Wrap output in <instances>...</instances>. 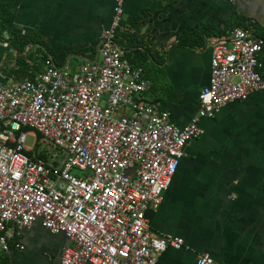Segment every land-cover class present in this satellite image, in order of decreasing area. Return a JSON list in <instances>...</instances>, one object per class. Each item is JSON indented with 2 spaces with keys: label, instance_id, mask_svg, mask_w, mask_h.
<instances>
[{
  "label": "built area",
  "instance_id": "1",
  "mask_svg": "<svg viewBox=\"0 0 264 264\" xmlns=\"http://www.w3.org/2000/svg\"><path fill=\"white\" fill-rule=\"evenodd\" d=\"M115 0L93 59L75 68L50 55L33 77L0 83V252L34 221L67 240L58 264H155L183 238L153 234L154 211L200 122L264 90V41L233 26L209 43V75L181 127L146 98L148 81L117 44ZM34 134L27 147L26 132ZM22 249L21 244H14ZM194 264H221L197 252Z\"/></svg>",
  "mask_w": 264,
  "mask_h": 264
},
{
  "label": "crops",
  "instance_id": "2",
  "mask_svg": "<svg viewBox=\"0 0 264 264\" xmlns=\"http://www.w3.org/2000/svg\"><path fill=\"white\" fill-rule=\"evenodd\" d=\"M114 5L115 0H19L14 14L4 22L0 38H5L0 41V83L29 77V71L17 70L13 60L16 48L8 43L17 35L31 36L37 31L48 47L68 46L63 65L69 67L71 57L77 60L70 69L93 59ZM230 14L242 21L239 26L264 35V0L122 1L117 44L125 50L139 41L165 54L161 78L170 85L171 95L160 90L157 96L165 101L163 109L169 120L179 127L196 109V94L209 75L208 42L217 36H206L197 49L174 43L184 25L199 31L205 24L218 27ZM37 47L24 45L20 53L24 57L31 54L25 61L28 65L36 63L38 73L45 57ZM259 56L264 62V44ZM146 98L151 101L148 94ZM200 125L203 134L185 144L170 181L172 186L169 183L163 191L158 207L146 213L153 234L177 235L184 241L180 249L162 251L155 264H194L197 252L221 264H264V90L221 106ZM35 224L46 235L63 237L56 252L43 247L33 251L29 233ZM56 234L34 221L8 239L9 249L0 252V264H31L33 254L37 260L40 254L45 259L36 264H58L60 249L67 240ZM16 243L22 249H17Z\"/></svg>",
  "mask_w": 264,
  "mask_h": 264
},
{
  "label": "trees",
  "instance_id": "3",
  "mask_svg": "<svg viewBox=\"0 0 264 264\" xmlns=\"http://www.w3.org/2000/svg\"><path fill=\"white\" fill-rule=\"evenodd\" d=\"M19 0H7L5 2L0 1V38L5 29L4 22L7 21L15 12L16 6ZM242 21H237L235 14L223 21L221 26L216 27L214 24H205L202 29L195 30L189 25L182 27L181 37L174 43L175 45L186 47L188 49H197L204 44V38L208 35L220 36L229 30L233 26H239ZM118 32L116 31V35ZM258 35V34H257ZM259 36V35H258ZM260 38L264 41V35H260ZM9 45L16 48V54L13 60H15L16 68L21 73H29V77H33V70L37 69L36 63L28 65L25 58H30L31 54L20 53L22 47L27 44L37 45V49L40 51L42 58L45 55H50L55 65H63L65 57L69 52L68 46L53 44L48 47L46 43L38 38L37 31H34L33 35H17L15 39L8 40ZM126 55L130 58L132 65H140L145 72V77L148 81V88L146 94L151 101L157 102L160 108H163L165 101L157 96V92L163 90L168 97L171 95L170 85L161 78L163 76V63L165 62V54H159L157 50H150L139 41L135 42L132 48L125 49ZM163 80V81H162ZM167 86V90L165 87ZM149 92L154 93V97H149Z\"/></svg>",
  "mask_w": 264,
  "mask_h": 264
},
{
  "label": "rangeland",
  "instance_id": "4",
  "mask_svg": "<svg viewBox=\"0 0 264 264\" xmlns=\"http://www.w3.org/2000/svg\"><path fill=\"white\" fill-rule=\"evenodd\" d=\"M3 39V38H2ZM5 38L3 40H0V41H4ZM77 63V60L73 59L72 57L70 58L69 62H68V65L69 67L71 66H74V64ZM1 70H3V68H0ZM145 72H146V69H145ZM37 73V70L34 69L33 70V76H35ZM154 93H150L149 92V97H154ZM26 143H25V146L29 147L32 142L34 141V134L31 132V131H27L26 134ZM170 186H172V182L170 183ZM29 238L31 239L33 245V251L38 248H45L47 249L48 251H52V252H56L57 251V247L61 245V243L63 242V237H61L60 234H56V235H46L44 234V232L41 230V228L39 227L38 224H35L33 226V228L30 230V233H29ZM42 255V257H38V260H37V257H36V254L34 255L33 254V257L31 258V264H36V261H39V262H45V259H44V256L43 254H40Z\"/></svg>",
  "mask_w": 264,
  "mask_h": 264
}]
</instances>
